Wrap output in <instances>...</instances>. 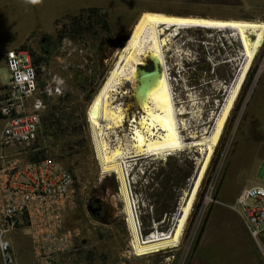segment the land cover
<instances>
[{"label":"rangeland","instance_id":"obj_1","mask_svg":"<svg viewBox=\"0 0 264 264\" xmlns=\"http://www.w3.org/2000/svg\"><path fill=\"white\" fill-rule=\"evenodd\" d=\"M71 4L72 11L55 19L48 12L57 4L32 2L16 8L18 25L11 19L0 18V96L9 85L5 53L14 46L29 52L42 78H56L62 84L60 96L45 100L42 118L54 112V118H61L63 131L54 133L56 125L46 128L41 118L36 141L39 157L53 158L75 179V202L65 219V227L71 225L66 228L73 233L72 249L51 259L50 264H264L244 219L231 208L244 188L255 184L264 187V43L202 180L182 242L175 249L148 258H133L128 253L129 236L121 215L120 221L102 224L88 214L86 205L94 197L101 198L112 215L121 213L122 204L117 197L115 177L99 174L85 116L116 52L143 11L264 22V0H71ZM229 34L182 30L176 42L189 56H183L177 65L172 54H167L174 94L185 100L189 111L195 113L197 107L202 108V118L207 121L212 112H217L215 104L225 94L215 86L233 80L243 61L240 45ZM150 66L147 64L146 68ZM189 92L196 94L201 105L189 102L185 96ZM122 102L130 108L128 117L138 113L132 94ZM253 113L262 122L260 141L247 138L252 134ZM187 117L191 129L201 132L204 125L197 122L200 119L193 114ZM196 157L197 153L186 150L174 153L168 160L148 157L131 161L145 230L150 228L151 218L158 219L163 214L168 215V220L160 229L171 228V217L195 176ZM163 204L169 206L170 212L159 215L157 210ZM150 206L152 214L148 212ZM13 241L10 255L16 264Z\"/></svg>","mask_w":264,"mask_h":264},{"label":"bare ground","instance_id":"obj_2","mask_svg":"<svg viewBox=\"0 0 264 264\" xmlns=\"http://www.w3.org/2000/svg\"><path fill=\"white\" fill-rule=\"evenodd\" d=\"M189 29L229 32L230 39L234 38L241 48L243 61L237 75L228 84L215 86L216 90L225 94L223 100L215 104L217 112H212L208 121L202 118V108L197 107L195 113L188 110L185 100L174 94L169 78L172 65L168 64L167 54H172L176 64L183 56H189L176 42L180 32ZM263 43L264 22L258 20L181 16L151 10L143 11L132 24L104 81L91 98L85 116L97 166L102 174L115 177L117 196L129 232V246L138 256L160 254L180 246L198 188ZM149 62L156 66L151 77L144 75L153 71L152 66L146 68ZM144 67V74H140ZM129 94H132L133 106L137 107L138 113L128 117L130 108L122 101ZM185 96L192 105H201L196 94L189 92ZM190 114L198 117L200 120L197 122L204 125L201 132L191 129V116L187 117ZM186 150L197 153V170L189 190L183 192L173 216L174 225L167 232L152 231L142 244L135 228L128 167L131 161L139 158L165 160L176 152Z\"/></svg>","mask_w":264,"mask_h":264},{"label":"built area","instance_id":"obj_3","mask_svg":"<svg viewBox=\"0 0 264 264\" xmlns=\"http://www.w3.org/2000/svg\"><path fill=\"white\" fill-rule=\"evenodd\" d=\"M5 66L9 85L0 96V252L4 264H13L9 236L17 231H27L35 260L39 264H50L51 259L65 255L72 249L73 233L65 227V219L75 202V179L53 158L36 159L34 156L39 150L36 141L45 100L60 96L62 84L56 78L50 81L42 78L29 52L21 48L6 51ZM131 166L128 167V188L135 228L143 244L152 231H164L160 227L166 223L168 215L151 218L150 228L145 230L142 204L135 192L137 182L131 175L134 169ZM99 174L107 176L100 170ZM141 175L144 176L145 172L142 171ZM231 208L244 219L251 238L258 244L264 258V188H244ZM148 212L153 213L152 206ZM173 216L171 228L174 225ZM121 219L126 227L122 211ZM127 233L129 236L128 230ZM128 247V253L133 258H148L157 254L138 256Z\"/></svg>","mask_w":264,"mask_h":264},{"label":"crops","instance_id":"obj_4","mask_svg":"<svg viewBox=\"0 0 264 264\" xmlns=\"http://www.w3.org/2000/svg\"><path fill=\"white\" fill-rule=\"evenodd\" d=\"M32 2V3H49V4H57L55 7L50 8L48 11V16L50 18H58L60 15H62L64 12L72 11V4L71 0H0V4L2 7H0V18L1 19H11V22L13 24H19V17L16 15L15 10L17 7H25V3ZM69 3V6L67 5ZM60 7H59V5ZM4 11V12H3ZM17 48V47H13ZM11 48V49H13ZM10 50V49H9ZM251 136L247 138H252L255 141L261 140V128H262V122L260 121L259 117L256 116L255 113L251 115ZM258 134V138L255 137ZM254 136V137H253ZM257 186L263 187L260 184H255ZM264 188V187H263ZM11 242L15 244L16 248V264H36L34 261V253H33V244L29 238V235L27 231H17L10 236ZM4 261L2 260L1 254H0V264H3Z\"/></svg>","mask_w":264,"mask_h":264},{"label":"flooded vegetation","instance_id":"obj_5","mask_svg":"<svg viewBox=\"0 0 264 264\" xmlns=\"http://www.w3.org/2000/svg\"><path fill=\"white\" fill-rule=\"evenodd\" d=\"M86 211L93 219L101 222L102 224H105L106 222L111 224L121 220V213L117 212L115 215L110 214L108 207L99 197H94L88 201Z\"/></svg>","mask_w":264,"mask_h":264},{"label":"trees","instance_id":"obj_6","mask_svg":"<svg viewBox=\"0 0 264 264\" xmlns=\"http://www.w3.org/2000/svg\"><path fill=\"white\" fill-rule=\"evenodd\" d=\"M104 27L106 28V24H104ZM36 63H38V61H36ZM42 123L45 125V127L47 128V127H53V126H55L56 125V128H55V130H54V133H57V132H60L61 130L63 131V129H62V126H61V118L59 119V118H54V112H50L46 117H43L42 118ZM36 159H37V157L38 158H45V157H43V156H41V157H39L38 156V154L37 155H35L34 156ZM168 178V177H167ZM158 212H157V214H159V215H161V214H163V213H168V212H170V208H169V206H167L166 204H163L162 206H161V208H159L158 210H157ZM162 216V215H161ZM160 216V217H161ZM159 219V218H158ZM66 227H68V228H70L71 227V225H66Z\"/></svg>","mask_w":264,"mask_h":264},{"label":"water","instance_id":"obj_7","mask_svg":"<svg viewBox=\"0 0 264 264\" xmlns=\"http://www.w3.org/2000/svg\"><path fill=\"white\" fill-rule=\"evenodd\" d=\"M148 64H150L151 66H152V72H150V73H145L144 74V71L143 70H145V67L143 68V69H141L140 71H139V73L140 74H144V75H146V76H148V77H151V76H153V74H154V72H155V70H156V66L154 65V64H152V63H148ZM140 81H141V78L139 79V83H140ZM134 102V101H133Z\"/></svg>","mask_w":264,"mask_h":264}]
</instances>
